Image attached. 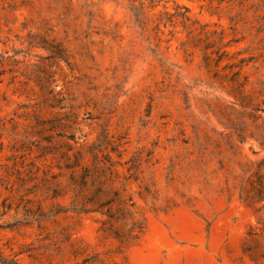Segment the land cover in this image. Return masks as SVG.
Masks as SVG:
<instances>
[{
	"label": "rangeland",
	"instance_id": "rangeland-1",
	"mask_svg": "<svg viewBox=\"0 0 264 264\" xmlns=\"http://www.w3.org/2000/svg\"><path fill=\"white\" fill-rule=\"evenodd\" d=\"M0 252L264 264V0H0Z\"/></svg>",
	"mask_w": 264,
	"mask_h": 264
},
{
	"label": "trees",
	"instance_id": "trees-1",
	"mask_svg": "<svg viewBox=\"0 0 264 264\" xmlns=\"http://www.w3.org/2000/svg\"><path fill=\"white\" fill-rule=\"evenodd\" d=\"M0 260H1V262H2L3 264H17V263H12V262H7V261H5V260L3 259V256H2V254H1V252H0Z\"/></svg>",
	"mask_w": 264,
	"mask_h": 264
}]
</instances>
